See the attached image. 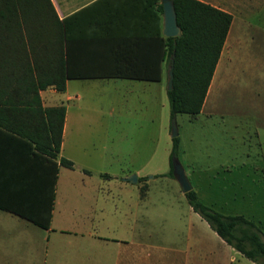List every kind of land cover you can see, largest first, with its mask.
<instances>
[{
  "label": "crops",
  "instance_id": "obj_1",
  "mask_svg": "<svg viewBox=\"0 0 264 264\" xmlns=\"http://www.w3.org/2000/svg\"><path fill=\"white\" fill-rule=\"evenodd\" d=\"M201 1L232 16L222 53L246 3L239 0L231 11L221 0ZM158 5L161 0H0V204L7 208H0V264H256L192 209L174 177L166 175L169 167L149 179L140 168L103 167L124 159L147 167L153 158L146 131L131 151L129 134L109 133L100 141L95 130L102 118H116L119 125L131 114L158 119L163 68L160 80L67 78L68 60L73 73L95 75L99 61L109 66L156 58L157 36H163ZM220 71L215 68L189 124L214 115L209 97ZM97 81L107 91L102 112L92 95ZM188 146L178 140L180 162L198 198L223 214H243L223 210L219 196L207 190L208 169L197 166ZM63 158L72 167L62 165ZM131 173L135 181L127 179Z\"/></svg>",
  "mask_w": 264,
  "mask_h": 264
},
{
  "label": "rangeland",
  "instance_id": "obj_2",
  "mask_svg": "<svg viewBox=\"0 0 264 264\" xmlns=\"http://www.w3.org/2000/svg\"><path fill=\"white\" fill-rule=\"evenodd\" d=\"M244 2V8L239 10L238 31L235 33L232 23L231 36L216 66V72L221 70V76L209 97L214 115L191 120L192 124L188 123L187 114H176L175 119L178 140L184 138L189 145L188 153L196 159L197 166L208 169L211 185L207 190L219 196L223 210L243 213L264 232V0ZM221 4L234 11L239 0H221ZM95 83L97 87L92 95L102 112L107 106V91L102 86L104 82ZM166 86L164 72L163 106L160 117L153 123L131 114L125 116L120 125L116 118L109 121L102 118L95 130L100 141L109 133L122 131L129 134L131 151L135 148L137 135L146 131L153 138L150 149L155 148L147 167L129 166L127 159L110 161L103 167H112L116 171L120 167L123 172L128 168H140V175L148 179L170 167L172 137ZM102 143L99 144L100 152ZM177 156L184 162L179 149ZM208 177L203 178L205 182Z\"/></svg>",
  "mask_w": 264,
  "mask_h": 264
},
{
  "label": "trees",
  "instance_id": "obj_3",
  "mask_svg": "<svg viewBox=\"0 0 264 264\" xmlns=\"http://www.w3.org/2000/svg\"><path fill=\"white\" fill-rule=\"evenodd\" d=\"M158 0H153V3ZM176 13V22L180 35L175 37L157 36L156 58L139 59L138 61H109V66L99 61V72L95 75L73 73L70 61L67 64V78L76 77H124L145 80H160L162 68L167 72L173 65V80L170 90L166 89L170 117L176 114L195 116L201 110L220 53L228 33L232 16L230 13L201 0H172ZM157 8L162 10L160 5ZM149 48V45H146ZM153 53V52H151ZM154 56V54H152ZM173 56V58H172ZM108 66V67H107ZM167 78V75H166ZM59 89L64 88V80L57 83ZM62 124L64 108L56 109ZM58 135L55 148L59 147ZM178 137H172L169 154V171L166 175L173 177L171 157L177 156ZM62 165L72 167V162L61 160ZM56 172V171H55ZM55 175L52 176L54 185ZM187 202L210 227L231 247L256 264H264V232L256 223L242 214H223L203 203L197 193L191 189L184 193ZM53 199V195H52ZM0 208L7 209L0 204ZM27 217L25 212L14 211ZM44 227L41 223L31 219Z\"/></svg>",
  "mask_w": 264,
  "mask_h": 264
},
{
  "label": "water",
  "instance_id": "obj_4",
  "mask_svg": "<svg viewBox=\"0 0 264 264\" xmlns=\"http://www.w3.org/2000/svg\"><path fill=\"white\" fill-rule=\"evenodd\" d=\"M163 8V28L162 34L166 37H175L180 35V28L176 22V13L173 6L172 0H161ZM173 58V56H172ZM167 75V86L166 89L170 90L172 87L173 80V65L171 64L166 72ZM178 134L176 127L175 116L171 118V137H176ZM172 174L174 179L177 181L180 190L183 193L192 189L191 182L186 174L185 168L180 162L178 156L173 155L171 157ZM130 181L136 180V175L131 174L127 177Z\"/></svg>",
  "mask_w": 264,
  "mask_h": 264
}]
</instances>
